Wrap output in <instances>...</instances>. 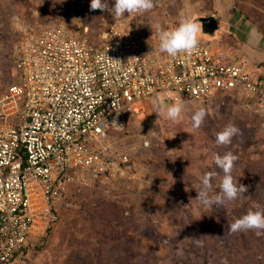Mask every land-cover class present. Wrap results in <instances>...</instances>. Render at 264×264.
<instances>
[{
	"label": "rangeland",
	"instance_id": "obj_1",
	"mask_svg": "<svg viewBox=\"0 0 264 264\" xmlns=\"http://www.w3.org/2000/svg\"><path fill=\"white\" fill-rule=\"evenodd\" d=\"M237 1L262 34L250 36L258 41L257 47L248 37L238 35V48L249 59L263 61L264 0ZM211 2L154 0L150 12L117 18L111 11H91L90 0H0V90L16 80L11 53L24 25L65 23L86 31L98 44L107 41V27L118 19L133 21L148 36L155 33L156 24L166 27L178 24L183 16H207ZM106 3L111 9L114 0ZM244 25L242 21L239 27ZM200 37L207 39L204 32ZM257 67L249 64L247 68L258 76ZM149 102L143 122L128 119L109 132L130 161L115 176L85 171L71 182L55 205L58 222L38 249L14 264L258 263L260 252L255 256V249L257 239L264 240V232L233 234L229 225L249 210H264V110L257 109L255 102L252 108L246 107L231 91L217 92L207 101L184 99L185 110L173 123L158 119ZM201 107L207 116L194 130L191 117ZM228 124L238 127L240 135L229 145L217 146L215 134ZM146 138L151 141L149 146L143 143ZM228 152L238 157L232 172L235 181L248 190L223 207L203 206L196 199L203 176L214 174L209 192L214 199L222 177L215 157Z\"/></svg>",
	"mask_w": 264,
	"mask_h": 264
},
{
	"label": "built area",
	"instance_id": "obj_2",
	"mask_svg": "<svg viewBox=\"0 0 264 264\" xmlns=\"http://www.w3.org/2000/svg\"><path fill=\"white\" fill-rule=\"evenodd\" d=\"M107 35L97 44L65 23H29L13 45L16 80L0 90V264L39 245L77 177L115 176L130 161L109 132L129 118L143 122L155 94L174 103L231 91L264 110V72L253 75L209 39L173 58L133 21L110 23Z\"/></svg>",
	"mask_w": 264,
	"mask_h": 264
},
{
	"label": "clouds",
	"instance_id": "obj_3",
	"mask_svg": "<svg viewBox=\"0 0 264 264\" xmlns=\"http://www.w3.org/2000/svg\"><path fill=\"white\" fill-rule=\"evenodd\" d=\"M89 7L91 11H111L117 18H120L125 14L132 15L150 12L154 9L155 4L154 0H114L112 8L109 9L106 0H90ZM202 32L203 26L199 19L192 16L181 17L177 26L172 29H166L160 24L155 26V33L159 41V51L173 58L195 52L199 47L200 34ZM252 32L256 36L262 35L255 28L252 29ZM111 60L122 64L120 60ZM169 95L171 94L169 93ZM151 104L153 112L158 119L166 118L173 123L179 120L181 113L185 110V106L179 101L172 104L166 103L163 93L154 95ZM206 116L207 111L203 107L193 113L191 119L194 130H198L202 126ZM238 135H240L238 127L234 124L225 125L221 131L215 134V144L217 146L229 145L232 139ZM237 159L238 157L232 152L225 153L223 156L216 155L215 165L222 170V177L219 180V191L214 199L209 197L214 174L206 173L203 176L196 196V199L203 206L215 205L216 207H223L226 203L237 200L243 193L247 192V187L236 182L232 175ZM252 230L256 231L257 234L264 232V210H249L229 225V231L233 234Z\"/></svg>",
	"mask_w": 264,
	"mask_h": 264
},
{
	"label": "crops",
	"instance_id": "obj_4",
	"mask_svg": "<svg viewBox=\"0 0 264 264\" xmlns=\"http://www.w3.org/2000/svg\"><path fill=\"white\" fill-rule=\"evenodd\" d=\"M207 16H213L218 20V28L211 36L206 34V37L224 48L228 60L242 63L247 67L249 64H257L259 72H264V60L259 62L251 60L244 56L245 54L238 48V40L236 41L238 35L248 37L249 42L253 44L252 46L257 47L258 41L250 38L256 23L244 14L237 0H212L210 13ZM240 21L245 22L243 28L239 27ZM258 27L261 28L260 26ZM259 50L262 51L261 48ZM129 120L136 123L133 118H129Z\"/></svg>",
	"mask_w": 264,
	"mask_h": 264
},
{
	"label": "water",
	"instance_id": "obj_5",
	"mask_svg": "<svg viewBox=\"0 0 264 264\" xmlns=\"http://www.w3.org/2000/svg\"><path fill=\"white\" fill-rule=\"evenodd\" d=\"M199 21L203 26L204 34L211 36L218 28V20L213 16H202Z\"/></svg>",
	"mask_w": 264,
	"mask_h": 264
},
{
	"label": "trees",
	"instance_id": "obj_6",
	"mask_svg": "<svg viewBox=\"0 0 264 264\" xmlns=\"http://www.w3.org/2000/svg\"><path fill=\"white\" fill-rule=\"evenodd\" d=\"M257 241H258L259 247H258V249L257 248L255 249V256H256L257 251L260 253H258L259 258L257 259L258 263H256V264H264V240L257 239ZM257 241H256V243H257ZM39 247H40V245H37L36 249H38Z\"/></svg>",
	"mask_w": 264,
	"mask_h": 264
}]
</instances>
